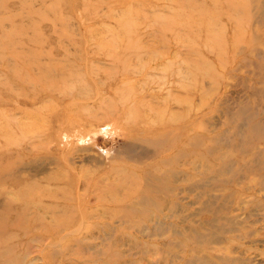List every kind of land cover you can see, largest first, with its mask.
<instances>
[{
    "label": "rangeland",
    "instance_id": "374dc122",
    "mask_svg": "<svg viewBox=\"0 0 264 264\" xmlns=\"http://www.w3.org/2000/svg\"><path fill=\"white\" fill-rule=\"evenodd\" d=\"M0 264H264V0H0Z\"/></svg>",
    "mask_w": 264,
    "mask_h": 264
}]
</instances>
